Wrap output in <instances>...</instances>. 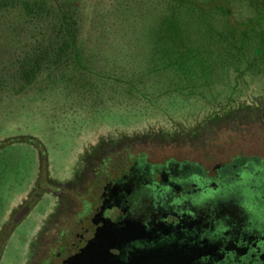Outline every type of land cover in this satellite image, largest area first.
I'll return each instance as SVG.
<instances>
[{
    "label": "rangeland",
    "instance_id": "obj_1",
    "mask_svg": "<svg viewBox=\"0 0 264 264\" xmlns=\"http://www.w3.org/2000/svg\"><path fill=\"white\" fill-rule=\"evenodd\" d=\"M61 1L77 8L74 48L32 77L21 64L53 28L0 11V239L34 197L0 264H39L34 238L47 254L82 209L85 168L124 146L148 143L153 159L264 156V0Z\"/></svg>",
    "mask_w": 264,
    "mask_h": 264
},
{
    "label": "flooded vegetation",
    "instance_id": "obj_2",
    "mask_svg": "<svg viewBox=\"0 0 264 264\" xmlns=\"http://www.w3.org/2000/svg\"><path fill=\"white\" fill-rule=\"evenodd\" d=\"M138 144L86 165L77 218L49 238L45 255L35 253L46 239L34 238L39 264H264V156L153 159ZM31 198L5 224L0 251Z\"/></svg>",
    "mask_w": 264,
    "mask_h": 264
},
{
    "label": "trees",
    "instance_id": "obj_3",
    "mask_svg": "<svg viewBox=\"0 0 264 264\" xmlns=\"http://www.w3.org/2000/svg\"><path fill=\"white\" fill-rule=\"evenodd\" d=\"M76 9L73 3L61 0H0L2 13L13 10L28 12L35 15L37 20L42 17V23L53 28L52 35L46 38V45L42 50L29 54L31 59L21 64L19 72L23 77H32L43 65H55L69 55L76 40Z\"/></svg>",
    "mask_w": 264,
    "mask_h": 264
},
{
    "label": "water",
    "instance_id": "obj_4",
    "mask_svg": "<svg viewBox=\"0 0 264 264\" xmlns=\"http://www.w3.org/2000/svg\"><path fill=\"white\" fill-rule=\"evenodd\" d=\"M25 208L21 209L15 216H14V221H17L22 215L23 213L25 212Z\"/></svg>",
    "mask_w": 264,
    "mask_h": 264
}]
</instances>
